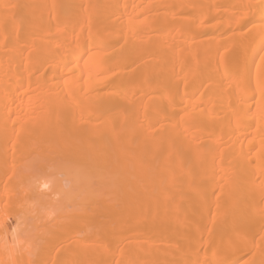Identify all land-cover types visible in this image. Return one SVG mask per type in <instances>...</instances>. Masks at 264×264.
Listing matches in <instances>:
<instances>
[{
    "label": "bare ground",
    "instance_id": "bare-ground-1",
    "mask_svg": "<svg viewBox=\"0 0 264 264\" xmlns=\"http://www.w3.org/2000/svg\"><path fill=\"white\" fill-rule=\"evenodd\" d=\"M0 264H264V0H0Z\"/></svg>",
    "mask_w": 264,
    "mask_h": 264
},
{
    "label": "rangeland",
    "instance_id": "rangeland-1",
    "mask_svg": "<svg viewBox=\"0 0 264 264\" xmlns=\"http://www.w3.org/2000/svg\"><path fill=\"white\" fill-rule=\"evenodd\" d=\"M10 221H12V220H10V219H9V221L7 220V222H8L7 225H11L12 224V223H10Z\"/></svg>",
    "mask_w": 264,
    "mask_h": 264
},
{
    "label": "snow or ice",
    "instance_id": "snow-or-ice-1",
    "mask_svg": "<svg viewBox=\"0 0 264 264\" xmlns=\"http://www.w3.org/2000/svg\"><path fill=\"white\" fill-rule=\"evenodd\" d=\"M45 187H47V185H44Z\"/></svg>",
    "mask_w": 264,
    "mask_h": 264
}]
</instances>
